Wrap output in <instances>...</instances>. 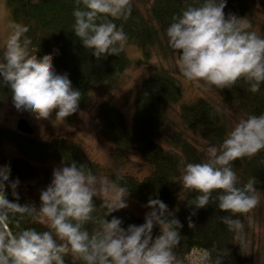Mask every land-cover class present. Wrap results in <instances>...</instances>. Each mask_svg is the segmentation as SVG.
<instances>
[{
    "label": "trees",
    "instance_id": "trees-1",
    "mask_svg": "<svg viewBox=\"0 0 264 264\" xmlns=\"http://www.w3.org/2000/svg\"><path fill=\"white\" fill-rule=\"evenodd\" d=\"M203 2L132 0V13L127 21L108 17L117 28L123 27L127 35L124 47L141 51V62L150 61L155 55L164 60L172 58L176 62L174 68L163 64L146 65L148 70L139 84L132 123H129L123 112L114 106L113 99L114 91L132 60L125 49L119 56L106 55L98 60L92 50L83 46L72 27L76 0H5L11 22L29 27L26 35L32 41L30 54H36L38 59L52 55L53 67L68 77L73 89L82 93L78 111L64 121L74 124L80 111L89 108L99 94L96 126L102 139L110 145L109 153L114 162L113 168L106 171L69 138L39 141L0 126V148L8 143L20 152V156L4 158L0 163V168L10 166L8 188H5L9 200L17 201L11 182L43 178L49 186L53 179L50 161L60 160L66 166L76 162L78 166L91 169L97 177L106 176L110 183L128 188L129 196L146 205L150 198L165 203L170 218L175 217L182 225L179 229L180 243L173 250L180 264H196L191 253L197 254V251L200 253L198 261L208 264H214L217 258L221 259V264H264V150L231 163L239 185L254 178V187L260 194V203L248 214L249 218L233 217L241 219L244 224L242 240L236 239V234L222 222L221 217L231 214L219 210L218 202L213 199L207 207L196 209L192 201L199 193L182 187L181 177L187 164L206 162L207 148H219L240 120L264 114V84H261L259 92L252 93L244 80H239L231 88L212 86L215 99L201 94L186 100L183 76L177 64L182 53L170 48L166 30L173 23V18L187 6L198 7ZM224 14L226 19L229 15L246 18L251 24L250 31L264 38V0H226ZM11 100V90L3 85L0 77V107ZM133 154L148 167L147 174L139 177L122 170ZM32 186L27 187L29 196L16 190L18 202L39 209L40 194L46 188L35 190ZM216 195L213 193V197ZM102 203L99 197H94L96 211L93 216L97 220L103 219L107 211L101 207ZM192 212L196 215L192 216ZM113 217L122 221L121 227L125 230L130 225L145 223V219L127 209L113 212L106 219L110 222ZM189 217L194 228H189ZM9 227L13 232L19 230L14 223ZM21 228L50 231L30 217L21 220ZM84 228L91 234L98 231L100 225L90 221ZM159 234L160 228L155 226L153 238ZM64 261L65 264H84L74 259L71 253L64 256Z\"/></svg>",
    "mask_w": 264,
    "mask_h": 264
},
{
    "label": "clouds",
    "instance_id": "clouds-1",
    "mask_svg": "<svg viewBox=\"0 0 264 264\" xmlns=\"http://www.w3.org/2000/svg\"><path fill=\"white\" fill-rule=\"evenodd\" d=\"M76 4L72 27L83 46L98 60L106 55L119 56L127 35L108 17L127 21L132 0H76ZM225 7L226 0L187 6L166 30L169 46L182 53L177 64L187 81L223 89L244 80L249 91L257 93L264 84V38L250 31L246 18L229 15L226 19ZM7 28L10 31L0 59V77L10 88L16 109L27 110L38 120L50 119L55 111V122L75 114L82 93L72 88L66 75L55 72L52 55L38 59L30 54L28 26L10 22ZM80 115L87 121L86 113ZM261 150L264 114L251 115L234 126L219 148H207L206 162L187 164L181 177L183 189L199 193L192 201L196 209L207 207L214 199L219 210L231 214L221 219L238 240L243 238L244 224L233 217L249 218L260 203V194L254 178L239 185L231 163ZM9 175L10 166L0 168V264H65L64 256L69 253L84 264H180L173 250L180 243L182 225L175 217L170 218L161 200L150 198L146 207L151 211L145 215V223L125 230L120 219L113 217L109 222L106 217L128 207V188L97 177L84 165L72 162L54 169L51 184L41 191L39 209L18 202L19 180L10 185L17 201L8 199L5 185ZM213 193L217 195L213 197ZM94 197H99L101 207L107 209L103 219L93 216ZM25 217L50 231L22 229ZM90 221L100 225L91 234L84 228ZM13 223L19 229L16 232L9 227ZM155 226H159L160 234L154 239ZM194 227L189 217V228ZM214 264H221V259Z\"/></svg>",
    "mask_w": 264,
    "mask_h": 264
},
{
    "label": "rangeland",
    "instance_id": "rangeland-1",
    "mask_svg": "<svg viewBox=\"0 0 264 264\" xmlns=\"http://www.w3.org/2000/svg\"><path fill=\"white\" fill-rule=\"evenodd\" d=\"M259 19V18H258ZM260 21V19H259ZM11 22L8 9L5 6V0H0V59L3 57V51L5 50L4 41L9 34L7 25ZM126 54L130 56L132 62L129 68L126 70L123 78L119 85L114 91V106L120 109L126 116L129 123H132V116L134 112V100L142 78L146 75L148 67L146 65H159L163 64L170 68L175 67V59L168 58L164 60L155 55L150 61L141 62L139 60V53L135 48L128 46L124 47ZM141 54V53H140ZM142 54L140 55L141 58ZM138 59V60H136ZM57 74L62 75L58 70L54 68ZM185 89L186 100H191L197 95L203 94L210 98H216L215 90L212 86L204 85L202 81H187L184 77L181 78ZM94 103L87 109L81 110L87 114L88 119L85 121L79 113L77 121L70 125L65 121L55 122L56 115L53 112L52 116L48 120H38L32 113L27 110H17L14 106L13 100L4 104L0 107V126L6 127L11 130L18 131L17 124L18 120L25 119L33 129L32 136L34 139L39 141L50 140L53 138L65 137L69 138L78 143L89 155V157L97 163L99 166L104 168L106 171L113 168L114 162L110 157V145L106 143L96 126L95 114L97 106L99 104V94H96ZM15 156H20V152L16 147L11 144L5 143L0 148V163L5 159H10ZM49 165L53 171L56 168H62L66 166L60 160L50 161ZM122 170L127 173H133L139 177L148 173V167L140 160L135 154L130 156V160L122 167ZM124 172V173H125ZM123 173V172H122ZM100 178L107 179L106 176H100ZM109 181V180H108ZM110 182V181H109ZM32 184L35 190L40 188H47L48 185L43 178L29 181H19L17 191L29 196L27 187ZM5 188H8L5 185ZM127 210L132 211L136 216L145 219V215L151 211L146 207L142 201L135 199L131 196L126 197Z\"/></svg>",
    "mask_w": 264,
    "mask_h": 264
},
{
    "label": "water",
    "instance_id": "water-1",
    "mask_svg": "<svg viewBox=\"0 0 264 264\" xmlns=\"http://www.w3.org/2000/svg\"><path fill=\"white\" fill-rule=\"evenodd\" d=\"M17 128L22 134L31 135L33 133V129L25 119L18 120Z\"/></svg>",
    "mask_w": 264,
    "mask_h": 264
},
{
    "label": "built area",
    "instance_id": "built-area-1",
    "mask_svg": "<svg viewBox=\"0 0 264 264\" xmlns=\"http://www.w3.org/2000/svg\"><path fill=\"white\" fill-rule=\"evenodd\" d=\"M192 255H193V257H194V260H195V262H196V264H208V263H203V262H199L198 260H200V258H199V255H200V253L197 251V254L195 253V252H192L191 253Z\"/></svg>",
    "mask_w": 264,
    "mask_h": 264
}]
</instances>
